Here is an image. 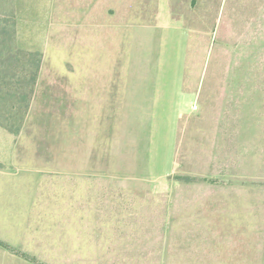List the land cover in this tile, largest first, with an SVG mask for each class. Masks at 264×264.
<instances>
[{"label": "rangeland", "instance_id": "rangeland-1", "mask_svg": "<svg viewBox=\"0 0 264 264\" xmlns=\"http://www.w3.org/2000/svg\"><path fill=\"white\" fill-rule=\"evenodd\" d=\"M162 19L165 124L100 96L153 85ZM0 125V264H264V0H0Z\"/></svg>", "mask_w": 264, "mask_h": 264}, {"label": "crops", "instance_id": "crops-1", "mask_svg": "<svg viewBox=\"0 0 264 264\" xmlns=\"http://www.w3.org/2000/svg\"><path fill=\"white\" fill-rule=\"evenodd\" d=\"M159 29H161V46L162 53H160V64L155 67V77L153 85H141L140 88H136L132 84L124 83L121 85L118 83L116 77V72H114V78H111L110 84L106 82L104 87L101 90V100L104 101L105 106H119V101L122 100V104L127 107H134L136 101H139L142 105L147 104L148 107L158 108V114H154L151 122L153 123H167V117L163 108H166L169 105V101H173L174 104L181 103L183 100L182 88L179 83V63L180 58V45L179 41L182 39L181 30L177 27L172 26L169 22L166 23L164 19L158 24ZM171 52V58L169 64H166L167 53ZM168 58V57H167ZM124 80V79H123ZM122 91V94H119ZM136 91H139L140 94L135 95ZM80 98L86 100V92L83 93V90L80 93ZM153 143L150 147L152 148L150 153V159L157 163L161 156H165V133L162 132V136L159 133L154 132ZM161 140L163 142L161 143ZM163 149V150H162Z\"/></svg>", "mask_w": 264, "mask_h": 264}, {"label": "trees", "instance_id": "trees-1", "mask_svg": "<svg viewBox=\"0 0 264 264\" xmlns=\"http://www.w3.org/2000/svg\"><path fill=\"white\" fill-rule=\"evenodd\" d=\"M23 56L24 57L22 58V60L28 61L30 63V73L28 72L29 74L26 73V75L31 76V78H29V84H30V93L33 94L34 87L37 83L38 75H39L40 68H41V65H40L41 55L39 53H25L23 54ZM38 57L39 59L37 60ZM26 75L23 76L24 79L21 81V83H26L25 80L28 77ZM26 101H28L27 98H26ZM28 106H29V103L27 102L25 107L28 109ZM0 126L4 127L6 130L10 131L11 133H14L13 130L9 129L8 127L3 126V125H0Z\"/></svg>", "mask_w": 264, "mask_h": 264}]
</instances>
